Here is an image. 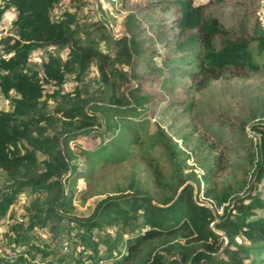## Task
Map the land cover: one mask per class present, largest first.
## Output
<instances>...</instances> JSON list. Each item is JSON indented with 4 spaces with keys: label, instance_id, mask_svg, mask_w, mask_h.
<instances>
[{
    "label": "trees",
    "instance_id": "1",
    "mask_svg": "<svg viewBox=\"0 0 264 264\" xmlns=\"http://www.w3.org/2000/svg\"><path fill=\"white\" fill-rule=\"evenodd\" d=\"M60 1L0 3V17L10 7L16 11L9 26L13 34L0 37V92L12 104L10 110L0 109V219L19 193L28 190L34 196L29 223L10 224L8 236L14 246L0 255V264H50L46 259L55 252L30 243L34 226L65 231L62 236L68 242L75 236L74 244L81 248L73 264H110L118 254V264L130 259L131 264H264V120L251 124L256 140L249 137L242 177L235 187L209 182L226 168L224 150H215L202 176L192 170L186 179L172 169L167 179L162 157L174 161L180 150L158 122L160 139L145 143V152L157 188L168 191L151 198L137 187L133 175L125 189L97 200L89 216L71 213L73 187L93 176L95 163H119L133 147L142 146L151 116L164 115L180 103L216 136L227 124H236L226 112L194 95L226 72L237 76L264 72V29L259 19L249 26V1L233 2L227 24L209 12V0L144 2L140 10L159 14L151 18L163 52L146 37L145 23L132 22L128 34L113 37L101 20L85 22L78 17L83 0H69L75 9L64 7L54 13ZM50 45L67 47L66 56L49 53L39 66H30V53ZM157 55L161 68L147 67ZM92 64L99 82L95 90L89 91L82 82L72 92H60L69 74L81 81ZM164 78L178 79L173 91L161 87ZM47 84L54 86L47 94L52 105L48 97L42 98ZM256 112L249 117L257 118ZM245 124H237L243 135ZM80 130L97 134L87 152L71 146ZM123 144L127 147L123 157L97 155L107 145L118 151ZM76 155L83 156L85 166L77 165ZM201 180L203 195L212 206L198 200ZM106 227H114V232ZM28 244L30 249L14 248Z\"/></svg>",
    "mask_w": 264,
    "mask_h": 264
},
{
    "label": "rangeland",
    "instance_id": "2",
    "mask_svg": "<svg viewBox=\"0 0 264 264\" xmlns=\"http://www.w3.org/2000/svg\"><path fill=\"white\" fill-rule=\"evenodd\" d=\"M150 0H83V4L77 10L78 17L85 22H93L95 20H101L107 27L108 32L117 37L122 34H128L127 26L132 22L137 24L142 22L146 24V37L155 40L154 48L158 52H163L164 47L161 42L156 40V33L159 31L157 27L152 25L153 16H157L156 12L148 15L145 11L139 9L141 4ZM251 5L250 16L248 18L249 26L252 27L257 23L258 19L264 29V0H247ZM2 0H0V3ZM198 0H195L197 3ZM233 2L237 0H209V12L213 15H217L220 19L227 24L230 22L229 12ZM64 7L74 8V4L69 0H61L57 3L54 13L60 11ZM16 15L14 8L10 7L6 9L0 17V27L3 31L0 32V37L11 33L9 26L11 21ZM154 19V18H153ZM150 42V40L148 41ZM102 46H104L102 44ZM105 47V46H104ZM68 48L57 46H44L34 49L29 56V65L32 67L39 66L41 61L46 60L49 53H59L62 57L66 56ZM2 52V45L0 44V53ZM147 67L158 69L163 65L160 56H154L147 62ZM145 67L146 71L149 69ZM130 71V70H129ZM97 69L94 64L91 65L87 75L80 80H75L73 74L68 75L67 81L61 88V93L72 92L75 86H80L82 82L85 84V88L89 91L95 90L99 86ZM131 81L137 84V80L131 77ZM176 82H179L178 79ZM168 78H164L162 86L164 90H174L177 83ZM187 83V79L184 81ZM54 86L47 84L44 88L42 98L48 97L47 94L52 92ZM14 95V92L12 93ZM195 99L204 100L208 102L215 110L226 112L236 124H227L223 129V133H219L217 136L212 132L205 130L203 127L205 122L203 119L193 118V114L188 113V110L183 108L182 104H175V107L171 110H167L164 115L150 117V121L147 130L142 134L143 141L141 144L133 147L131 155H128L127 159L120 161L116 164L101 165L95 163L97 169L93 176L87 181L81 180L73 187L72 203L73 211L71 212L75 216L86 217L92 213L94 204L100 198H103L107 194L117 193V189H125L127 183L133 175L137 180V187L142 189V192L149 195L151 198H161L163 193L168 190H162L157 188L151 170L149 169V154L145 152V143H152L160 139V134L157 130L158 122L165 125V129L168 134L171 135L178 151L177 157L174 159L163 156L162 165L164 174L169 179V174L172 169L176 173L183 175L188 179L187 175L190 171L194 170L198 176H202V173L206 170L209 160L214 154L215 150H224L227 159V165L225 170L217 176L210 177V184L219 183L225 185L227 183L238 185V181L242 177V164L244 156L249 145V137H252L253 142L256 140L254 130L251 124L256 120H264V72H247L244 75H232L228 72L223 74L218 79L212 80L208 86L201 92L194 95ZM194 99V100H195ZM50 105L54 103L52 99L47 98ZM90 105L87 106L89 108ZM0 109L10 110L12 109L11 100L9 97L4 96L0 92ZM256 112L259 116L251 119L250 112ZM195 115V113H194ZM102 117V115H100ZM253 120V121H251ZM245 121V135L243 131L237 129L239 123ZM226 134V135H225ZM220 135V136H219ZM97 134L92 131L80 130L76 133V138L71 141V146L77 151L82 149L88 151L93 149L96 143ZM107 137L104 136L103 141H106ZM107 149L98 151L97 155L100 156H116L123 157L127 152L125 144L120 145L118 151H115L114 147L108 146ZM109 150V151H108ZM113 152V155L112 152ZM157 153V150H156ZM117 154V155H116ZM171 160V161H170ZM79 167L85 166V160L82 155H76L74 159ZM178 166V167H177ZM3 183V172L0 170V185ZM136 185V184H135ZM205 183L200 182V193L198 200L212 206V201L204 194ZM264 196V191L262 192ZM43 196V194H41ZM34 196L28 191L24 190L19 193L14 203L8 207L7 211L0 219V255L10 253L12 248V241L9 234V226L11 223L20 221L23 226L29 223L27 212L30 206V200ZM219 212L221 209L219 208ZM262 212V210H259ZM110 231L114 232V227H106ZM76 231V228L72 231ZM33 238L30 243L37 244L40 248L53 250L55 253L46 259L50 260V264H73L78 256V251L81 245H75V236L71 237L69 242L62 234L65 231L53 232L48 226H34L31 231ZM71 236V234H70ZM63 237V238H62ZM29 243V244H30ZM21 246L18 245L14 248L17 249H30V245ZM14 246V245H13ZM120 255L109 260L110 264H118L115 260L119 259ZM131 259L127 262L131 264ZM126 263V264H127Z\"/></svg>",
    "mask_w": 264,
    "mask_h": 264
},
{
    "label": "built area",
    "instance_id": "3",
    "mask_svg": "<svg viewBox=\"0 0 264 264\" xmlns=\"http://www.w3.org/2000/svg\"><path fill=\"white\" fill-rule=\"evenodd\" d=\"M2 31H3V28H2V27H0V32H2ZM10 34H13V33L11 32Z\"/></svg>",
    "mask_w": 264,
    "mask_h": 264
}]
</instances>
